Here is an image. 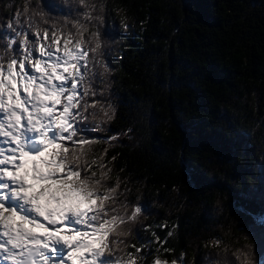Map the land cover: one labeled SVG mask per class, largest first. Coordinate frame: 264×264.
<instances>
[{
  "label": "trees",
  "instance_id": "16d2710c",
  "mask_svg": "<svg viewBox=\"0 0 264 264\" xmlns=\"http://www.w3.org/2000/svg\"><path fill=\"white\" fill-rule=\"evenodd\" d=\"M26 2L37 0H0V25ZM44 2L61 22L85 10ZM90 2L104 17L94 99L114 115L102 130L91 117L81 127L110 141L88 157L107 148L105 183L119 176L120 199L142 207L125 238L142 248L140 264H241V253L254 264L264 243L251 219L264 210V0Z\"/></svg>",
  "mask_w": 264,
  "mask_h": 264
},
{
  "label": "snow or ice",
  "instance_id": "6c2138e0",
  "mask_svg": "<svg viewBox=\"0 0 264 264\" xmlns=\"http://www.w3.org/2000/svg\"><path fill=\"white\" fill-rule=\"evenodd\" d=\"M73 2L85 10L62 22L55 17L56 5L26 2L0 32V264L145 259L137 255L142 248L125 239L142 207L120 199L125 193L119 191V176L114 185L105 183L112 173L101 162L107 148L99 158H88L92 145L110 141L88 137L81 125L91 117L97 121L93 131L102 130L100 124L114 113L94 99L104 17L94 14L97 4L90 0ZM104 10L101 2L99 13ZM251 219L264 236V210ZM237 259L248 264L244 253ZM153 264L168 262L157 256Z\"/></svg>",
  "mask_w": 264,
  "mask_h": 264
},
{
  "label": "rangeland",
  "instance_id": "374dc122",
  "mask_svg": "<svg viewBox=\"0 0 264 264\" xmlns=\"http://www.w3.org/2000/svg\"><path fill=\"white\" fill-rule=\"evenodd\" d=\"M55 1V0H54ZM44 4H46V5H50V3H45L44 2ZM51 6V5H50ZM19 11H21V12H23V9H19ZM1 15H3V13L0 11V18H1ZM4 17H6L5 15H3ZM7 30V27H5V29L4 30H2V31H6ZM1 31V32H2ZM114 50H115V48H111V47H109L107 50H106V59H107V61H106V63L104 64V65H107L108 64V62H110V59H111V55L114 53ZM109 65V64H108ZM108 67V66H107ZM110 67V66H109ZM105 73H107V71H105V69H104V67H103V71H102V77L103 76H105L104 74ZM102 85V78H101V80H100V82H99V86H98V89H99V87ZM97 89V90H98ZM97 90H96V92H97ZM96 98V97H95Z\"/></svg>",
  "mask_w": 264,
  "mask_h": 264
}]
</instances>
